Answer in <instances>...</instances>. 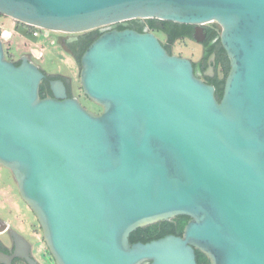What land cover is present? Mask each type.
Wrapping results in <instances>:
<instances>
[{"label":"water","instance_id":"95a60500","mask_svg":"<svg viewBox=\"0 0 264 264\" xmlns=\"http://www.w3.org/2000/svg\"><path fill=\"white\" fill-rule=\"evenodd\" d=\"M0 14L82 33L134 19L216 22L229 57L221 99L156 34L110 29L79 59L94 112L0 38V165L35 214L55 264H264V0H0ZM182 235L132 243L176 217ZM9 231L13 258L41 264ZM25 248L24 254L19 247Z\"/></svg>","mask_w":264,"mask_h":264},{"label":"flooded vegetation","instance_id":"af4514ba","mask_svg":"<svg viewBox=\"0 0 264 264\" xmlns=\"http://www.w3.org/2000/svg\"><path fill=\"white\" fill-rule=\"evenodd\" d=\"M150 20L153 21L154 26L150 25L149 23ZM19 26L20 25L18 21H16L14 30L18 32ZM22 28L24 32L29 34L32 33L33 35L32 38H34L35 35L40 30H43L44 33L49 35L52 33L51 31H46L44 29L37 27L33 28L29 25L23 26ZM110 29H118V30L133 29L139 32H153L154 34L157 35V37L159 38L165 49L170 54H175L173 47L177 43H181L185 47H189V43L197 44L198 48L196 50L197 51L196 54L193 51L194 54L192 56L183 55L182 52L176 55L190 59L194 66V72L198 77L202 78L208 84L214 85L216 89L217 87H222L223 89L225 78L229 71V57L220 40L221 27L216 22H206L204 24L192 25V24H183V23H177V22L160 20V19H146V23H143L141 19H137V20L134 19V20L118 23L109 27H103L90 32L88 31V33L86 34L59 32L60 35L54 36L55 37L54 43H57L65 53L70 55L78 63L81 55L86 50V48L100 34ZM26 33L25 35H28ZM160 35H163L166 38V41H163ZM34 56L36 58H41L42 54L40 53L38 55L34 53ZM56 79H61L64 81L67 87V94L69 97L75 96L73 91V86H74L73 81L69 76L65 74L62 73H55L52 75L47 74V77L44 79L43 83L49 86L50 81ZM49 95L53 96V92L50 89H49ZM5 232H7L10 246L7 245L5 241L0 238V252H5L6 254L13 255L15 252V245L12 241L9 231L7 230ZM18 232L22 234L29 241L31 247L28 248V251L31 254V256L37 260L35 256V247L33 242L30 241L25 234L21 233L20 231ZM42 237H43V232H42ZM43 241L46 245L44 238ZM46 250L48 251V253H50L47 245H46ZM22 254L24 253L22 252ZM50 257H52L51 253H50ZM37 261L41 263L39 260ZM12 263L29 264L25 259L18 257H14Z\"/></svg>","mask_w":264,"mask_h":264},{"label":"rangeland","instance_id":"374dc122","mask_svg":"<svg viewBox=\"0 0 264 264\" xmlns=\"http://www.w3.org/2000/svg\"><path fill=\"white\" fill-rule=\"evenodd\" d=\"M137 20V19H135ZM146 23V19H141ZM15 22L11 17H0V38L3 39L6 52L13 59H20L22 54L30 55L32 60L40 65L43 71L52 75L62 73L71 78L73 81V91L83 105L94 112H101V106L89 101L84 94L80 83V67L78 63L67 53H65L55 41V35H60L59 31H51L46 34L43 30L38 31L34 38L25 35L21 30H14ZM90 32V31H89ZM83 32L79 34H86ZM62 34V33H61ZM163 41L166 38L160 35ZM197 44L189 43V47L183 46L181 43L174 45L175 54L180 52L186 56L196 54ZM194 51V53H193ZM35 54H42L41 58H36ZM0 218L8 223L10 228L20 231L33 242L35 247V256L37 260L44 264H55L54 259L50 257V253L46 250V245L42 237V229L35 214L21 198L17 184L13 179L11 171L0 165ZM0 238L10 246L7 232L1 233Z\"/></svg>","mask_w":264,"mask_h":264},{"label":"trees","instance_id":"16d2710c","mask_svg":"<svg viewBox=\"0 0 264 264\" xmlns=\"http://www.w3.org/2000/svg\"><path fill=\"white\" fill-rule=\"evenodd\" d=\"M4 16L5 15L0 14V17H4ZM18 23L20 25L18 27V29L21 30L25 34L26 32H24L22 27L28 26V25L25 23H22L20 21H18ZM149 23L151 26H154V23L152 20H150ZM29 26H31V25H29ZM31 27L36 28L34 26H31ZM26 34H28V36H30L31 38L33 37L32 33H30V34L26 33ZM12 56L8 52H6V57L9 60H13L16 62V64H20L19 59L15 60V59H13ZM222 92H223L222 87H217L216 96L218 99H221ZM40 95H41V97H46L49 95V86L48 85H46L44 83L41 84ZM89 101H91V100H89ZM188 221H189L188 217L180 216V217H176L175 219H173L171 221H163V222L154 223V224L139 228L136 231L132 232V234L130 236V240L132 243L137 242V241L149 242L151 240L164 237L165 235H168V234L182 235L184 227ZM196 252H197V261L199 264H209L210 263L209 259L205 256V254H203L199 250H197Z\"/></svg>","mask_w":264,"mask_h":264},{"label":"bare ground","instance_id":"6f19581e","mask_svg":"<svg viewBox=\"0 0 264 264\" xmlns=\"http://www.w3.org/2000/svg\"><path fill=\"white\" fill-rule=\"evenodd\" d=\"M19 252L20 253L24 252V248H22V246L19 247Z\"/></svg>","mask_w":264,"mask_h":264}]
</instances>
